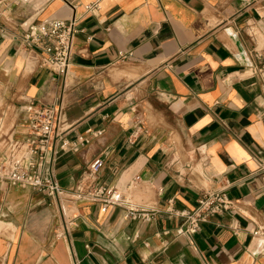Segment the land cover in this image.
Segmentation results:
<instances>
[{
    "label": "crops",
    "instance_id": "obj_1",
    "mask_svg": "<svg viewBox=\"0 0 264 264\" xmlns=\"http://www.w3.org/2000/svg\"><path fill=\"white\" fill-rule=\"evenodd\" d=\"M14 1H0V160L25 138V100L62 98L60 130L82 146L43 176L67 192L101 184L155 216L0 182V264H264V0ZM73 18L68 76L51 83L19 38ZM219 191L236 212L176 238L168 211Z\"/></svg>",
    "mask_w": 264,
    "mask_h": 264
},
{
    "label": "built area",
    "instance_id": "obj_2",
    "mask_svg": "<svg viewBox=\"0 0 264 264\" xmlns=\"http://www.w3.org/2000/svg\"><path fill=\"white\" fill-rule=\"evenodd\" d=\"M25 2L26 0H15L14 4ZM87 10L98 11V4L88 6ZM76 25L75 18L69 21L29 23L19 38L27 52L40 55V67L48 70L51 83L59 79L65 82L68 76L73 41L78 32ZM130 56H124L120 61L127 62ZM62 109V98L57 103H46L35 98L25 100L22 108L25 138L23 141L14 142L13 154L10 157L0 160V182H5L10 187L29 188L38 193H45L57 200L69 196L76 201L100 203L103 208L122 207L125 210V219L151 223L155 212L132 206L117 190L98 184L87 190L77 187L74 192H67L57 185L52 176H43L46 165L51 164L59 153L76 151L82 146L67 140L65 133L60 130ZM102 167L103 162L100 159L93 160L88 167L89 174L95 177ZM235 212V202L229 199L225 191H219L201 195L191 210H170L168 214L180 220L179 226L174 230V236L190 240L200 231L201 226L209 223L213 217ZM253 235L257 236L258 231L253 232Z\"/></svg>",
    "mask_w": 264,
    "mask_h": 264
},
{
    "label": "rangeland",
    "instance_id": "obj_3",
    "mask_svg": "<svg viewBox=\"0 0 264 264\" xmlns=\"http://www.w3.org/2000/svg\"><path fill=\"white\" fill-rule=\"evenodd\" d=\"M5 102H6V98H5V94H3V91L1 90L0 88V112L1 110L4 108L5 106ZM63 203V201H62ZM64 206H66L68 209H67V212L70 213V211L72 210V207H70L68 205V203H63Z\"/></svg>",
    "mask_w": 264,
    "mask_h": 264
}]
</instances>
